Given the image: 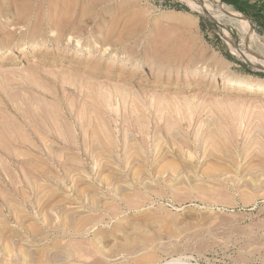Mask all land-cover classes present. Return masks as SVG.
I'll use <instances>...</instances> for the list:
<instances>
[{
  "label": "rangeland",
  "instance_id": "obj_1",
  "mask_svg": "<svg viewBox=\"0 0 264 264\" xmlns=\"http://www.w3.org/2000/svg\"><path fill=\"white\" fill-rule=\"evenodd\" d=\"M250 23L248 47L183 0H0V264H264V95L190 76L264 82Z\"/></svg>",
  "mask_w": 264,
  "mask_h": 264
},
{
  "label": "bare ground",
  "instance_id": "obj_2",
  "mask_svg": "<svg viewBox=\"0 0 264 264\" xmlns=\"http://www.w3.org/2000/svg\"><path fill=\"white\" fill-rule=\"evenodd\" d=\"M184 2H186L190 8L201 14V15H205L207 17H209L210 19H213L215 20L218 24H220L221 26H223L224 24H229L231 26H233L237 32L239 33V35L241 36V40H242V43L243 45H246L249 47V45L254 42L256 36L253 35V31H252V26H251V23L249 22V20L247 18H245V16H243L242 14L236 12L235 10H232L229 5L225 4L224 2H222L221 0H212V1H205V0H183ZM169 19L173 20L174 18L172 17H168ZM37 42V41H36ZM46 43V41H45ZM24 46V45H23ZM44 45L42 44V47ZM38 47H41L39 46L37 43H33L30 47H29V51L30 52H36L39 48ZM28 48H23V50H27ZM22 50V49H21ZM46 50V49H45ZM80 48L79 46H76L75 47V51L79 52ZM10 51H12L11 48H9L8 50H6L5 54H2V55H6L7 53H10ZM28 51V52H29ZM88 54H91L93 53L91 51V48L87 49L86 50ZM107 51V50H106ZM42 52V51H41ZM106 52L104 51L103 52V56ZM75 54V53H74ZM92 55V54H91ZM8 56V55H7ZM108 56V55H107ZM89 57V56H88ZM101 57V55H100ZM247 57V56H246ZM2 58V57H1ZM249 60L253 61L254 59L255 60H258L256 55L253 54V57H247ZM7 59V58H6ZM110 60L112 61L111 63L112 64H116V63H123V64H129L130 65V60L128 58H124V57H121V56H118L116 54H112L111 55V58ZM132 60V59H131ZM4 61V60H2ZM263 61V62H262ZM259 64L261 67L264 68V60H262ZM7 64V63H6ZM141 63H134L133 67H135L134 69H136V66H141L140 65ZM128 67V66H127ZM131 67V66H130ZM143 67V66H142ZM190 76H194V77H202L204 78L203 80H212V81H219L220 83V80H221V83L223 82V84H225L227 87V89H236V88H239V89H242V90H245L246 93L249 92V93H252L253 92H256L257 94H262L264 95V82L262 81H253V80H247V79H241V78H237V77H232V76H229L227 74H224L223 72H216V71H213V70H208V69H193L190 71ZM189 75V74H187ZM189 77V76H188ZM250 79V78H249ZM89 87V86H88ZM224 87V86H223ZM91 88V87H90ZM110 88V87H109ZM204 89V88H203ZM90 90V89H89ZM93 90V88L91 89ZM88 93V92H87ZM231 93V92H230ZM255 93V94H256ZM258 94V95H259ZM98 95V94H97ZM121 95V94H119ZM249 95V94H248ZM78 96V95H77ZM105 96V95H104ZM254 96V94H253ZM91 97V96H90ZM95 97V96H94ZM117 101V100H116ZM81 102V101H80ZM27 103V102H26ZM87 103V102H86ZM248 106V105H247ZM32 108V107H31ZM16 110V109H14ZM45 110V108H44ZM162 110V109H161ZM240 110V109H239ZM238 110V111H239ZM163 111V110H162ZM249 111V110H248ZM47 113V112H46ZM243 113V112H242ZM253 113V111H252ZM33 114V113H32ZM75 114V113H74ZM245 114V113H244ZM247 114V112H246ZM254 114V113H253ZM256 114V113H255ZM254 114L253 117L255 118H258L256 117V115ZM258 114V113H257ZM36 115V114H35ZM252 115V114H251ZM264 115V113L262 114ZM244 116L246 117V115H243V118H242V114H241V119L242 121H244ZM249 116H250V113H249ZM252 117V116H250ZM264 118V116H261ZM79 118V117H77ZM249 118V117H248ZM260 119V117H259ZM82 121V120H81ZM255 121V120H254ZM252 121V123L254 122ZM257 121V120H256ZM260 122V121H259ZM262 122V121H261ZM56 123V122H55ZM79 123H80V120H79ZM258 123V121H257ZM62 124V123H61ZM259 125V124H258ZM257 125V126H258ZM30 126V125H29ZM259 126H262V125H259ZM258 126V127H259ZM21 128V127H20ZM65 129V127H64ZM78 129V128H77ZM34 130V129H33ZM42 130V129H41ZM92 130V129H91ZM35 131V130H34ZM94 131V130H93ZM16 132V131H15ZM90 132V131H89ZM87 134V133H86ZM18 136H16L15 140L17 141V139L19 138L20 139V136L19 134H17ZM41 135V134H40ZM53 135V134H51ZM9 136V135H7ZM39 136V135H38ZM47 136V135H46ZM14 137V136H12ZM18 137V138H17ZM28 137V136H27ZM50 137V136H49ZM52 137V136H51ZM90 137V136H89ZM23 138V136H22ZM25 138V137H24ZM29 138V137H28ZM14 139V138H12ZM51 139V138H50ZM52 139H54L52 137ZM14 140V142H15ZM23 140V139H21ZM20 141V140H19ZM54 142V144H57L58 142H56V140H52ZM51 141V142H52ZM90 141V140H89ZM18 142V141H17ZM15 142V143H17ZM23 143V141H22ZM36 143V142H35ZM82 143V142H81ZM25 144V143H24ZM51 144V143H50ZM98 144V143H97ZM8 145H11L8 144ZM21 145V144H20ZM36 145L33 143V146ZM78 145V144H77ZM89 146V145H88ZM87 146V147H88ZM10 147V146H9ZM44 149V148H43ZM16 150V149H15ZM54 150V149H52ZM13 151V150H12ZM55 151V150H54ZM53 151V152H54ZM14 152V151H13ZM56 152V151H55ZM58 152V151H57ZM20 157V156H19ZM42 157L41 159H43V156H39V158ZM46 157V156H45ZM20 160V159H19ZM39 161V160H38ZM77 161V160H76ZM75 161V162H76ZM47 162V161H46ZM24 163V162H23ZM45 163V162H44ZM20 164V162H19ZM28 251V250H27ZM26 253V251H25ZM29 257V255H28ZM30 258V257H29Z\"/></svg>",
  "mask_w": 264,
  "mask_h": 264
},
{
  "label": "crops",
  "instance_id": "obj_3",
  "mask_svg": "<svg viewBox=\"0 0 264 264\" xmlns=\"http://www.w3.org/2000/svg\"><path fill=\"white\" fill-rule=\"evenodd\" d=\"M264 32V0H223Z\"/></svg>",
  "mask_w": 264,
  "mask_h": 264
},
{
  "label": "water",
  "instance_id": "obj_4",
  "mask_svg": "<svg viewBox=\"0 0 264 264\" xmlns=\"http://www.w3.org/2000/svg\"><path fill=\"white\" fill-rule=\"evenodd\" d=\"M231 8V7H230ZM232 9V8H231ZM233 10V9H232Z\"/></svg>",
  "mask_w": 264,
  "mask_h": 264
}]
</instances>
